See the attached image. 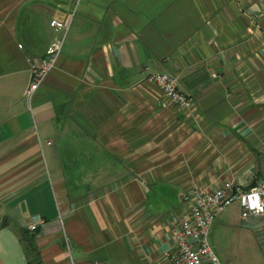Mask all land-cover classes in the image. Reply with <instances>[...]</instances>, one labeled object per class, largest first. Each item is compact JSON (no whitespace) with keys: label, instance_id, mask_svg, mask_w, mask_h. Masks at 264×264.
<instances>
[{"label":"crops","instance_id":"0c3cea01","mask_svg":"<svg viewBox=\"0 0 264 264\" xmlns=\"http://www.w3.org/2000/svg\"><path fill=\"white\" fill-rule=\"evenodd\" d=\"M53 20L70 31L29 105ZM229 182H264V0H0V264H170L184 197Z\"/></svg>","mask_w":264,"mask_h":264},{"label":"built area","instance_id":"2783aa9c","mask_svg":"<svg viewBox=\"0 0 264 264\" xmlns=\"http://www.w3.org/2000/svg\"><path fill=\"white\" fill-rule=\"evenodd\" d=\"M50 26L58 36L46 50L40 65L31 72L25 92V99L29 105L48 75L57 67L71 21L67 24L53 20ZM144 82L155 85L183 111L190 109L194 104L193 100L179 89L178 79L172 75L152 74L148 75ZM184 201L191 203V216L186 220L174 219L172 239L176 250L167 254V261L170 264H221L210 242L216 219L234 203L240 204L241 218L244 222L263 218L264 182H259L250 189H243L242 184L229 182L220 189L185 196ZM43 224V219L34 217L29 223L28 231L37 233Z\"/></svg>","mask_w":264,"mask_h":264},{"label":"rangeland","instance_id":"374dc122","mask_svg":"<svg viewBox=\"0 0 264 264\" xmlns=\"http://www.w3.org/2000/svg\"><path fill=\"white\" fill-rule=\"evenodd\" d=\"M215 221L210 237L211 245L223 264H264V253L252 234L242 230L238 205L227 208ZM231 222L230 225L226 223ZM246 237V243L236 239ZM219 248V249H218Z\"/></svg>","mask_w":264,"mask_h":264},{"label":"trees","instance_id":"16d2710c","mask_svg":"<svg viewBox=\"0 0 264 264\" xmlns=\"http://www.w3.org/2000/svg\"><path fill=\"white\" fill-rule=\"evenodd\" d=\"M24 235V239H25V242H26V248L28 250V252H34L35 250V239H36V236H37V233H30L29 231H25L23 233Z\"/></svg>","mask_w":264,"mask_h":264},{"label":"water","instance_id":"95a60500","mask_svg":"<svg viewBox=\"0 0 264 264\" xmlns=\"http://www.w3.org/2000/svg\"><path fill=\"white\" fill-rule=\"evenodd\" d=\"M38 232H39V231H38ZM38 232H37V233H38Z\"/></svg>","mask_w":264,"mask_h":264}]
</instances>
